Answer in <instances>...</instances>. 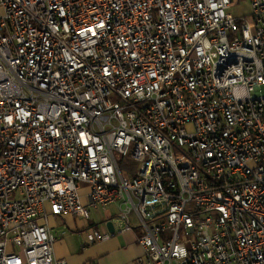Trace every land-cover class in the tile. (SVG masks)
Returning a JSON list of instances; mask_svg holds the SVG:
<instances>
[{"label": "built area", "instance_id": "built-area-1", "mask_svg": "<svg viewBox=\"0 0 264 264\" xmlns=\"http://www.w3.org/2000/svg\"><path fill=\"white\" fill-rule=\"evenodd\" d=\"M231 4L0 0V264L112 206L137 264H264V0Z\"/></svg>", "mask_w": 264, "mask_h": 264}, {"label": "crops", "instance_id": "crops-1", "mask_svg": "<svg viewBox=\"0 0 264 264\" xmlns=\"http://www.w3.org/2000/svg\"><path fill=\"white\" fill-rule=\"evenodd\" d=\"M94 210L97 209L91 210L88 219L71 214H65L61 217L51 216L48 218L51 233L55 238L54 255L57 259L64 260L66 264H87L93 259L83 262V255L81 256L77 253V234H79V231H84L79 234L78 237L82 235L83 240L86 242L90 233L94 230L98 231L100 226L97 225L103 223L105 226V223L114 215L111 210L105 209L102 210L103 213L101 217H99V214H92ZM85 221H87V223ZM85 226L88 227L85 228ZM91 227H94V230L91 231V229H89ZM105 230L107 231L106 227ZM137 234V230L117 232L112 236L120 235L115 242L110 243L112 237L106 241L98 242L101 245L107 243L103 246L108 248L99 251L97 253V259L93 260H96L97 264H137L136 259L142 253L141 247L136 243ZM95 244L96 242L93 243V245Z\"/></svg>", "mask_w": 264, "mask_h": 264}, {"label": "rangeland", "instance_id": "rangeland-1", "mask_svg": "<svg viewBox=\"0 0 264 264\" xmlns=\"http://www.w3.org/2000/svg\"><path fill=\"white\" fill-rule=\"evenodd\" d=\"M250 11H251V7H250V1L249 0H232V4L228 9V13L231 14L235 18L247 16L250 13ZM263 90H264V86H263ZM82 186L83 187H82V190L80 192L81 195L86 193L88 190V186L86 184L82 185ZM107 209L111 210L112 214L116 213L115 207H108ZM102 210H104V209L94 210V211H92V214H99V217H101V215L103 213ZM85 222L87 223V221H85ZM97 226H100L98 231L101 234L106 233L105 226L103 223H101ZM86 227H88V226H85V228ZM89 229H91V231H92V230H94V227L93 228L91 227ZM83 232L84 231H79L78 233L81 234ZM79 234H77V237H76L77 253L81 256L83 255V257H82L84 259L83 262H86L87 260L92 259V258L97 259V253L99 251H102L103 249L108 248V247L103 246V245H106L107 243L101 245L100 243L96 242V244L93 245V243H91L89 237H87L86 242H85V240H83L82 235L80 237H78ZM117 236L115 235L114 237H112L110 243L115 242L119 238L120 235H117ZM93 259L91 261H89L87 264H90V263H96L97 264L96 260H93Z\"/></svg>", "mask_w": 264, "mask_h": 264}, {"label": "water", "instance_id": "water-1", "mask_svg": "<svg viewBox=\"0 0 264 264\" xmlns=\"http://www.w3.org/2000/svg\"><path fill=\"white\" fill-rule=\"evenodd\" d=\"M105 227L107 229L108 232H110L111 234L115 233V228H114V223L113 221L109 220L105 223Z\"/></svg>", "mask_w": 264, "mask_h": 264}]
</instances>
